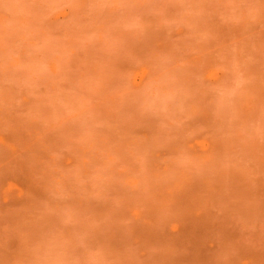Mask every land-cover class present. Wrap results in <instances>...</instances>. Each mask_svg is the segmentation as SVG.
<instances>
[{"label":"rangeland","instance_id":"1","mask_svg":"<svg viewBox=\"0 0 264 264\" xmlns=\"http://www.w3.org/2000/svg\"><path fill=\"white\" fill-rule=\"evenodd\" d=\"M0 264H264V0H0Z\"/></svg>","mask_w":264,"mask_h":264}]
</instances>
